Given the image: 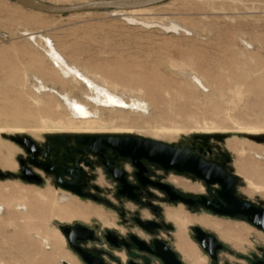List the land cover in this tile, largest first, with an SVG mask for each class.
<instances>
[{"label": "rangeland", "instance_id": "374dc122", "mask_svg": "<svg viewBox=\"0 0 264 264\" xmlns=\"http://www.w3.org/2000/svg\"><path fill=\"white\" fill-rule=\"evenodd\" d=\"M43 1L71 4L91 0ZM41 36L49 38L69 63L106 82L128 101H143L145 109L136 111L102 110L98 126L103 129L93 134L210 147L212 154L206 159L221 162L229 158L225 168L236 179L237 193L264 208V158L255 156L256 149L264 150V142L258 139L264 136V0H169L134 14L102 10L68 15L39 13L12 0H0V158L14 161L10 170L0 159V173L4 174L0 187L6 185L0 198L16 188L30 193L38 205V212L28 219L32 233L18 239L28 251L27 257L17 247L5 253L9 247L0 246L7 264H60L63 256L76 264L61 226L81 223L102 232L105 226L120 225L119 209L130 215L134 208L115 198L109 202L117 209L81 198L55 186L49 176L40 185L18 174L19 160L27 152L12 137H29L43 148L57 135L69 136L68 143L76 144L74 136L78 135L59 132V121L52 115L56 96L40 93L33 86L37 83L33 72L52 76ZM193 74L202 82L194 80ZM56 88L60 90L59 85ZM75 95L86 100L79 90ZM164 173L169 182L180 178L203 185L188 173ZM100 183L109 194L113 183L103 179ZM62 195L67 196L65 202L58 200ZM67 208L88 219L65 217L62 212ZM176 208L187 211L183 205ZM198 216L240 232L244 239L236 247L217 230L200 225L237 249L245 246L250 252L257 246L256 239L264 245V232L244 219ZM0 219H7L5 209ZM13 231L14 226L9 225L7 233ZM46 234L49 244L42 239Z\"/></svg>", "mask_w": 264, "mask_h": 264}, {"label": "flooded vegetation", "instance_id": "af4514ba", "mask_svg": "<svg viewBox=\"0 0 264 264\" xmlns=\"http://www.w3.org/2000/svg\"><path fill=\"white\" fill-rule=\"evenodd\" d=\"M68 141L69 139L62 144L51 139L43 148L34 142L36 148L31 152L23 146L27 155L19 160L18 174L23 180L40 185H44L45 176H49L58 188L81 198H91L102 205H112L115 209L117 207L109 202L114 198L122 202L128 201L134 206L130 215L119 209L120 225L105 226L107 228L102 232L81 223L64 225L66 232H60L66 238L65 245L75 258L76 264H192L174 244L175 226L165 217L166 205L170 208L183 205L194 215L209 214L222 219H244L248 222L247 218L242 216L219 215L199 202L201 197L205 196L216 208L226 205L218 196V191L222 189L219 183L207 185L204 180L198 178L205 186L206 192L188 193L169 182L164 172L171 170H165L147 159L140 160L141 169L130 157L120 156L112 148L106 147L100 154L89 152L83 155L75 151L76 144H70ZM204 150L206 153L200 155L206 161L215 163L230 174L225 168L229 158H224L221 162L211 161L206 159V155H211L212 149L204 147ZM71 158L82 159L80 169L70 161ZM156 166L162 170H156ZM100 179L113 183L109 194L105 193L107 189L100 183ZM234 180V191L238 197L249 200L256 208H263L255 201L240 196L237 193L236 179ZM59 181L69 187H64ZM165 184H169L177 194L193 199V204L189 205L181 199L171 200V195L163 187ZM197 226L199 225L194 224L191 228L188 227V235L206 256L207 261L204 264H264V245L259 244V239L255 240L256 248L248 252L245 246L243 249H237L230 242L220 239L215 232L200 226L205 232L214 235L221 246L216 249L211 246V251H208L197 239ZM188 254L193 256L190 251ZM232 257L236 258L232 260ZM61 262L72 264L65 258L60 260V264Z\"/></svg>", "mask_w": 264, "mask_h": 264}, {"label": "bare ground", "instance_id": "6f19581e", "mask_svg": "<svg viewBox=\"0 0 264 264\" xmlns=\"http://www.w3.org/2000/svg\"><path fill=\"white\" fill-rule=\"evenodd\" d=\"M19 6L22 7L21 5ZM150 8L152 7L131 11L113 10L112 12L118 14H134L149 10ZM40 39L43 40L46 45L44 46V52L51 64L50 70L52 72V76L50 77L38 72H33L31 76L37 81V83L33 86L40 93L51 92L56 96L55 110L52 115L55 116V120L59 121V132L93 134L100 132L103 129V127L98 126V124L102 121V110L128 112L130 110L136 111L140 107L144 108L142 100L139 101L137 99H132L128 101L123 94L112 89L106 82L98 81V79L92 76L87 70L69 63L66 58L53 46L49 38H42L41 36ZM32 40L36 41V37L32 36ZM192 76H194V80L202 82L196 75L193 74ZM57 85L60 86V90L56 88ZM76 90H79V92L81 91L86 100H82L77 97L75 95ZM236 94L240 95V91L237 90ZM127 103L128 107L123 108L122 106ZM241 142H244V140L241 139ZM256 152H258L255 153L257 158H264V150L256 149ZM0 159L1 162H5V164H7L4 166L5 169H14V161L9 159ZM170 182L173 183L175 187L180 188L185 192H205V187L203 185L185 181L184 179L171 178ZM5 186L6 185L0 187L2 193H5L3 190ZM14 189L15 190L11 188L9 194L2 195V198H0V214H2L5 209L7 217V219H0V235L2 236V238H0V246H3L4 248V245H7V248L9 247L5 253H10L12 248L17 247L19 249V253H21L22 257L25 258L27 257L26 254L28 251L22 249L21 245L18 244V239H26V233L29 235L31 232L28 219H31L32 215L38 212V205L37 201L31 197L30 193L18 191L16 188ZM66 198V195H62V197H58V200L64 201ZM62 213L68 218L88 219L83 215L76 214L69 208L64 209ZM165 217L168 221L175 225L176 232L174 234V244L176 248L180 250L192 264H201L203 261H207V258L189 239L187 235V227L190 224L197 223L199 226L201 225L215 229L224 239L231 241L236 247H238L244 239L241 237L240 232L235 233L232 228L227 230L225 227H222L221 223L211 219L210 217L194 215L182 208L165 210ZM9 225L14 226L12 234L7 233V227ZM235 227H237V230H240V226ZM42 239H45L44 244H49L48 234L42 236ZM61 241L63 242L62 236ZM28 244L33 243L28 242ZM189 251L192 252V257L188 254ZM4 254L0 252V264H7ZM64 258L67 259V256H63V259Z\"/></svg>", "mask_w": 264, "mask_h": 264}, {"label": "water", "instance_id": "95a60500", "mask_svg": "<svg viewBox=\"0 0 264 264\" xmlns=\"http://www.w3.org/2000/svg\"><path fill=\"white\" fill-rule=\"evenodd\" d=\"M24 8L40 13L53 15H68L83 12H93L102 10L131 11L163 4L169 0H91L87 2L56 4L43 0H12ZM66 135L52 137L62 144L69 139ZM77 148L75 151L83 155L92 152L100 154L106 147L114 149L118 155L130 157L134 164L142 169L140 160L147 159L152 163L160 165L165 170H173L178 173H188L204 180L207 185L221 184L222 189L218 191V196L226 205L216 208L202 196L199 202L206 208L214 210L219 215L236 217H246L248 222L264 231V208H256L249 200L238 197L234 191V178L222 167L215 163L206 161L200 154H205V145L193 144L189 147H180L167 144L150 138L132 135H106V134H78L74 136ZM12 140L24 146L28 152L34 151L36 145L29 137L15 138ZM264 142V136L258 138ZM209 150V148H208ZM70 161L80 169L82 159L71 158ZM4 175V174H3ZM0 173V176H3ZM12 175V174H8ZM37 179V177H35ZM64 187H69L63 181H59ZM163 187L171 195V200L181 199L191 205L193 199L185 198L177 194L169 184ZM217 202V201H216ZM61 231L66 230L61 226ZM198 233L197 239L201 246L208 251L213 248L221 247L218 245L217 238L205 232L200 226L195 227Z\"/></svg>", "mask_w": 264, "mask_h": 264}]
</instances>
